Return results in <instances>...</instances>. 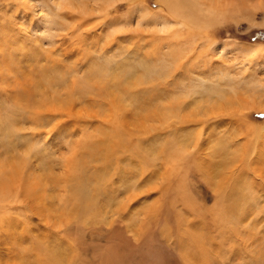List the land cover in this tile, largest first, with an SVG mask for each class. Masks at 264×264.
<instances>
[{
    "label": "rangeland",
    "instance_id": "374dc122",
    "mask_svg": "<svg viewBox=\"0 0 264 264\" xmlns=\"http://www.w3.org/2000/svg\"><path fill=\"white\" fill-rule=\"evenodd\" d=\"M198 13L194 24L160 0H0V264H102L105 254L119 264L117 253L145 264L148 247L156 264L165 254L167 264H264V0ZM42 78L46 96L18 119L16 96ZM188 118L198 122L178 123ZM177 136H200L204 157L219 147L247 159L230 165L249 198L226 227L206 166L193 160L192 175L167 163L160 149ZM183 180L199 209L181 210L177 197V220L163 221L172 245L154 236L141 247L144 217L166 213L144 215ZM81 184L88 200L77 199ZM188 240L209 248L185 261Z\"/></svg>",
    "mask_w": 264,
    "mask_h": 264
},
{
    "label": "bare ground",
    "instance_id": "6f19581e",
    "mask_svg": "<svg viewBox=\"0 0 264 264\" xmlns=\"http://www.w3.org/2000/svg\"><path fill=\"white\" fill-rule=\"evenodd\" d=\"M98 1V0H97ZM161 1V3H163V4H165V6L167 7V9H168V11L169 12H171V13H174V14H177L178 16H182L183 17V19L185 20V21H187V22H190V23H194V24H196L197 23V21H198V15H199V13H198V11H201L202 13H204V11L206 12V11H208V10H211V7H219V3L220 4H222V5H225V3L226 2H229V5H232V6H235V5H237V8H241V7H244L245 5H246V2L247 1H249V0H203V1H199V0H160ZM210 1H212L213 2V4H211V3H209ZM217 2H219V3H217ZM104 5V4H103ZM104 9V8H103ZM231 9V8H230ZM233 9V8H232ZM105 10V9H104ZM200 19V18H199ZM194 26V25H193ZM38 53V52H37ZM32 55V54H31ZM26 56H28V55H26ZM47 72V71H46ZM52 72V71H51ZM57 77H58V75H57ZM49 78V77H48ZM52 79V78H51ZM54 79V78H53ZM59 79V78H58ZM49 81H50V79H49ZM53 81V80H52ZM59 81V80H58ZM62 81V80H61ZM61 81H60V83H61ZM49 83H51V82H47L44 78H42V79H39L37 82H35L34 84H33V86L31 87V88H29L28 90H26L25 92L23 91L22 93H19L17 96H16V99H18L19 101H23L24 103H23V107H19V106H17L19 103H16L15 104V109H17V111H18V115H20V117L18 118V119H20V118H22L23 116H22V113H21V111L20 110H22V109H25L26 111H28V112H30L31 110L33 111V109L35 110L36 109V107L38 106V104L40 103L39 101L38 102H34V98H35V96H37V95H41V93H42V95H43V93L44 92H47L46 90H44V87H45V85H48ZM97 84V83H96ZM62 85V84H61ZM82 85V84H81ZM120 85V84H119ZM119 85H118V87H119ZM125 85V84H124ZM85 85H83V87H84ZM86 86H88V85H86ZM90 86V85H89ZM30 87V86H29ZM82 87V86H81ZM91 87V86H90ZM46 88H48L47 86H46ZM87 88V87H86ZM86 88H85V90H86ZM89 88V87H88ZM120 88V87H119ZM125 89H127V88H125ZM48 90V89H47ZM80 90H81V88H80ZM90 90H91V88H90ZM82 91V90H81ZM128 92V91H127ZM45 94V96H46V93H44ZM58 95V94H57ZM71 95V94H70ZM118 96V97H117ZM116 97L117 98H119V95H117ZM58 97H59V95H58ZM58 97H56L57 99H58ZM79 97V96H78ZM120 101V100H119ZM121 102L122 101H120V105H121ZM132 107H133V109L135 108L132 104H130ZM136 106V105H135ZM137 107V106H136ZM121 109V108H120ZM32 111H31V113H32ZM135 111V110H134ZM136 112V111H135ZM35 113H36V110H35ZM136 116V115H135ZM33 117V115H29V117L28 118H32ZM39 117V116H38ZM186 117H188V116H186ZM185 117V118H186ZM35 118V117H34ZM178 118H180V117H178ZM194 118H196V117H194ZM36 119V118H35ZM35 119H34V121H35ZM193 119V118H192ZM181 120V121H180ZM179 120V124H181V125H183V124H186V123H189V122H191V121H197V120H190L189 118L188 119H186V120H182V119H180ZM20 122H21V120H19ZM198 122V121H197ZM193 123H196V122H193ZM213 123H215L216 124V126L218 127V125L219 124H221V123H223V121H220V122H215V121H213ZM212 123V124H213ZM197 124V123H196ZM122 125V124H121ZM199 125H202V127L201 128H205L204 130H207V129H211L212 127H214V124H213V126H211V123H210V121L209 122H205V121H200L199 122ZM223 125V124H222ZM192 126V125H191ZM181 127V126H180ZM206 127H207V129H206ZM178 129V128H177ZM213 130H215V128L213 129ZM178 131V130H177ZM203 130H201V132H202ZM176 133V132H175ZM177 134V133H176ZM231 134V133H230ZM201 135V134H200ZM178 137V136H177ZM173 136H172V139L171 140H173ZM233 138V137H232ZM236 138V137H235ZM189 136H180V137H178V138H176V140L172 143V141H171V143H170V148H167L166 150H165V148H166V146L165 147H163V148H161L160 150H163V152H165L166 154L165 155H167L166 157L169 159V161H167V163H169V162H172L173 163V161H175L176 159V161H175V163H178V159L180 160V161H182V163H181V166H182V169H184L183 171H184V173H191L192 175H193V173L194 174H196L197 173V171H195V169H196V166L198 165V162H199V166H201V168H204L203 167V165H205L206 166V171L208 172L207 173V175H206V177L208 178L209 177V181L214 185V187H212V188H214L216 191H219L220 192V199L218 200L219 201V203L216 205V207H214L213 209H212V214L213 215H215L216 216V219L218 220V222L223 226V228L224 227H226V224L228 223V219L230 218L229 216H232L233 214H235V215H237L238 214V212L240 213L241 211H242V209H243V207H244V205H245V203L246 202H244L243 200L244 199H248L249 198V196H247L246 195V193H245V191L243 192L242 190H238L237 189V185H239L240 184V182L239 183H237L236 182V180L238 179L237 178V176L235 177V176H233V175H236L235 174V170L234 171H232V169L230 168L231 166V163L232 162H234L235 160L236 161H241L240 162V165H241V163H242V160H243V158L245 157H240V156H238V153H236L235 152V157H234V159L233 160H228V156L227 155H229L230 153H231V150L229 151L227 148H223L222 150H221V152H220V149H219V147L218 148H214V153L213 154H210V153H208V156L207 157H204V156H202V153H203V150L204 149H202V147L201 146H203V145H201L200 144V142H199V140L198 139H200V136H198V138H197V141L195 142V143H193V142H191V141H189ZM208 139V141H209V138H207ZM218 140V139H217ZM170 141V140H169ZM220 141V140H219ZM222 141H224V140H222ZM226 141V140H225ZM257 140L254 142V144H255V147H256V144H257ZM168 143V142H167ZM220 143V142H219ZM229 143V142H228ZM234 143V142H233ZM251 143V142H250ZM3 144H5V143H3ZM203 144V143H202ZM204 144H206V143H204ZM258 144H259V142H258ZM6 145V144H5ZM219 145V144H218ZM86 146H87V148L91 151V150H95L96 149V147H97V144H89V143H86ZM205 146V145H204ZM258 146V145H257ZM263 146V145H262ZM7 147V146H6ZM223 147H225V146H223ZM227 147H228V145H227ZM236 147V146H235ZM260 147H261V145H260ZM262 148V147H261ZM236 149V148H235ZM248 149V148H247ZM244 150H246V149H244ZM262 151H263V149H262ZM162 152V154H164ZM246 152L247 151H244V153L246 154ZM250 152H253V151H250ZM256 152V151H255ZM101 153V152H100ZM243 153V154H244ZM254 153V152H253ZM160 154V153H159ZM251 154V153H250ZM259 154H260V152H259ZM101 155V154H100ZM254 155V154H253ZM197 156H199V158H197ZM259 156V155H258ZM250 157H252L251 155H250ZM247 158H249V155H248V157ZM158 159V158H157ZM164 159V158H163ZM166 159V158H165ZM245 159V158H244ZM252 159H253V157H252ZM257 158H254L253 160H256ZM195 161V162H197V165L196 166H192L193 165V162L192 161ZM244 162L245 161H247V159H245V160H243ZM158 163H160V162H158ZM162 163V162H161ZM247 163V162H246ZM250 163H252L253 164V167H252V172H255V174H256V172L258 171L256 168H259V166H254V163H253V161H251ZM179 164V163H178ZM245 165H246V167H248L247 165H249V164H244V166H241V167H245ZM141 166H143V164L141 165ZM175 167H176V165L175 164H173V165H170V168L172 169V172L174 173V175L175 176H181V175H183L181 172H180V170L179 171H177L176 169H175ZM250 167V166H249ZM142 168H144V166L142 167ZM141 168V169H142ZM165 168V167H164ZM236 168V167H235ZM159 169V168H158ZM177 169H178V167H177ZM242 169V168H241ZM251 169V168H250ZM165 170H167V169H165ZM169 170V169H168ZM196 170H198V169H196ZM226 171V173H225V171ZM240 169L238 168V170L237 171H239ZM145 171H147V167L145 166V168L143 169V171H142V173H147V172H145ZM151 171V170H150ZM176 171V172H175ZM199 171V170H198ZM204 171V170H203ZM206 171H204V172H206ZM244 171V170H243ZM248 171H250V170H248ZM151 172H153V171H151ZM166 172V171H165ZM171 172V171H170ZM247 173V172H246ZM250 173V172H249ZM151 174H153V173H151ZM255 174L253 175L254 177H255ZM147 175H149V174H147ZM154 175V174H153ZM152 175V176H153ZM187 175V174H186ZM192 175H190V176H192ZM201 175V174H200ZM249 175V174H248ZM151 176V177H152ZM145 177V176H144ZM189 177V176H188ZM193 177V176H192ZM195 178H196V176H194ZM238 177H241V174L238 176ZM190 178V177H189ZM259 178H260V180H262V181H264V175L262 174V175H259ZM134 179V178H133ZM186 180V179H185ZM185 180H183V182H181L180 183V185H178L177 187H175V188H170L169 189V191H168V195L166 196V198H164V199H166V206H163V204H164V201H163V203H161V204H159L158 205V207L157 208H155V209H152V210H149L148 211V213L147 214H145L144 216H150V217H157L158 216V214H159V212L158 211H160V210H162L163 212H165L166 213V216H165V214H162V217H164V219H159V221H157V220H154V218H152V221H150V222H148V220H147V218L146 217H144V219H145V221H146V227L144 228V230L142 231V241H141V239H140V241H141V247L143 246H145L146 248H147V246L149 245L148 244V241L151 239V237H158V240L159 241H162V240H164V238H166L167 240L165 241V243L168 245V246H170V245H172V243H170V242H168L169 240H174V238H175V234L173 235V231H170V233L169 232H167L166 231V228H165V226H167V225H163L164 223H163V221H168V222H171L173 219H176L177 218V214H178V211H174V209H176V210H178L176 207H178L177 205L179 204H177L176 203V200H174V199H176L177 197H178V199H181V204H179V205H182V206H180L181 207V210H183V211H187V212H189V213H194L195 211H197V209H199L195 204H194V202L192 203V201H191V199H189L187 196V194H186V192L184 191V189H186L187 187H185L184 186V181ZM190 180H192V179H190ZM199 180H200V178H199ZM198 180V181H199ZM193 181V180H192ZM192 181H191V183H192ZM202 181V180H201ZM201 181H200V183H201ZM209 181H208V183H209ZM256 180H254V184L256 185V187L257 186H260V185H262L263 183H259L258 181L257 182H255ZM177 182V181H176ZM175 183V182H174ZM178 183V182H177ZM186 183V182H185ZM200 183H198V184H200ZM202 183H203V181H202ZM211 184V185H212ZM84 185V184H83ZM135 185V184H134ZM169 185V184H168ZM202 185V184H201ZM169 186H171V185H169ZM174 186H175V184H174ZM196 186H197V184H196ZM199 186V185H198ZM197 186V187H198ZM191 187V186H190ZM189 187V188H190ZM193 187V186H192ZM195 187V186H194ZM193 187V188H194ZM203 187V186H202ZM248 188H250L251 186H247ZM261 187V186H260ZM165 188V190H166V187H164ZM210 188V187H209ZM252 188V187H251ZM172 189V190H171ZM199 189L200 188H198L197 190H198V192L197 191H195L196 192V194H199V196L201 195V197H202V195L204 194V192H200L199 191ZM207 189V188H206ZM205 189V190H206ZM258 189V188H257ZM77 190H79V193L77 194V199L78 200H88V198H89V196L87 197V195H85V193H83V194H80V192H81V190H82V184L81 185H79L78 186V188H77ZM188 190V189H187ZM190 190V189H189ZM202 190V189H201ZM210 190V189H209ZM84 191V190H83ZM82 191V192H83ZM171 191H175L176 192V195H174L173 194V192H171ZM191 191V190H190ZM163 192V191H162ZM218 192V193H219ZM241 192V193H240ZM249 192V191H248ZM161 193V192H160ZM208 193V192H207ZM206 193V194H207ZM194 194V193H193ZM210 194H211V192H210ZM209 195V194H208ZM90 196H92V195H90ZM164 196V195H163ZM206 196V195H205ZM204 196V197H205ZM92 197H94V196H92ZM159 197V196H158ZM162 198V196L160 195V198H158V199H161ZM195 198V197H194ZM199 198V197H198ZM90 199H91V197H90ZM202 199H204V198H202ZM198 200V199H197ZM217 201V202H218ZM159 202H162V201H159ZM216 202V203H217ZM174 203H175V208H173L172 209V207H173V205H174ZM244 203V204H243ZM218 206V207H217ZM163 207H166L165 209H163ZM246 209V208H245ZM248 209H249V207H248ZM251 211V210H250ZM180 212V211H179ZM177 213V214H176ZM244 213H246V212H244ZM156 214V215H155ZM230 214V215H229ZM180 215L182 216V214L180 213ZM160 216V215H159ZM179 216V215H178ZM190 216H191V214H190ZM180 217V216H179ZM195 217V215H192V218H194ZM198 217V216H197ZM246 217V216H245ZM189 217L187 216V219H188ZM212 218H214V217H212ZM216 219H214V220H216ZM177 220V219H176ZM181 220V219H180ZM190 220V219H189ZM197 220V219H196ZM195 220V221H196ZM180 222H182V220L180 221ZM184 222V221H183ZM183 222H182V224H183ZM193 222H191L190 224H192ZM176 224V223H175ZM178 224H179V222H178ZM181 224V223H180ZM181 224V225H182ZM177 225V224H176ZM194 225V224H193ZM196 225V224H195ZM215 226V225H214ZM213 226V227H214ZM219 226V225H218ZM187 227V226H186ZM191 227V226H190ZM195 227V226H194ZM198 227V226H197ZM193 229V228H192ZM159 230V231H158ZM205 230V229H204ZM190 231V230H189ZM199 231H200V229H199ZM161 233H164V235L162 236V234ZM196 234V233H195ZM182 235V234H181ZM184 235V234H183ZM202 235V234H201ZM196 236V235H195ZM139 237V236H138ZM160 237V238H159ZM190 237V236H189ZM193 237V236H192ZM205 237V236H204ZM208 237V236H207ZM140 238V237H139ZM199 238V237H198ZM203 239V238H202ZM205 239V238H204ZM209 239V238H208ZM207 239V240H208ZM180 240H181V238H180ZM200 240V239H199ZM183 242H184V240H182ZM172 242V241H171ZM181 242V241H180ZM207 242L208 241H206V243H204L203 245H201L200 247H198V245H197V243H195V242H193V241H187V246L186 245H183V244H180V246H179V253H180V251L181 252H183L182 253V259H185V261H186V259L189 257V255L192 257L193 255L192 254H194V252L196 251V255L198 256V255H200V253H205L206 252V249L207 248H209V246H208V244H207ZM186 243V242H185ZM154 244V243H153ZM174 244V243H173ZM135 245H137V244H135ZM139 245V244H138ZM210 245V244H209ZM204 246H206L205 248H203ZM137 247V246H136ZM134 248H135V246H134ZM137 249H139V247L137 248ZM155 249V248H154ZM144 250V249H143ZM149 250H153V248H147L146 250H144L143 252H142V256H143V259L141 260V262H145V264H156L155 263V257H154V254H153V251L151 252H149ZM158 250V249H157ZM155 251V250H154ZM104 252V251H103ZM134 252H137V251H133V253ZM156 253H158L157 251H156ZM197 253H199V254H197ZM105 254V253H104ZM159 254V253H158ZM117 256H118V259H119V264H123V262H124V258L122 257V256H120V255H118V253H117ZM166 254H165V256L163 255V258H164V262H165V264H167L168 262H166V260L168 261V259L166 258ZM104 262L102 263V264H108L109 263V261H110V263L112 264H117V262H116V260L113 258V259H111L110 260V258L105 254L104 256ZM102 257V258H103ZM158 257H159V255H158ZM179 259V258H178ZM192 259V258H191ZM157 260H158V258H157ZM180 261V260H179ZM185 261H184V263H185ZM175 264H177L176 262H175Z\"/></svg>",
    "mask_w": 264,
    "mask_h": 264
}]
</instances>
